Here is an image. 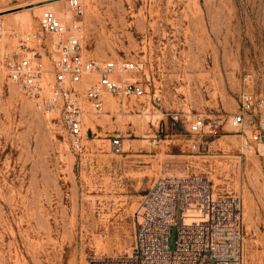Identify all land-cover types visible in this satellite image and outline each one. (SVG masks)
<instances>
[{"label": "rangeland", "instance_id": "1", "mask_svg": "<svg viewBox=\"0 0 264 264\" xmlns=\"http://www.w3.org/2000/svg\"><path fill=\"white\" fill-rule=\"evenodd\" d=\"M48 1L56 0H0L8 33L0 47L37 31L49 8H32ZM79 1L82 17L67 2L55 11L83 22L90 58L143 63L125 78L149 85L152 98L130 99L127 110L110 99L78 156L62 118L0 71V264H91L129 253L142 197L172 175L206 177L217 193L238 196L243 263L264 264V158L241 153L232 125L219 138L191 126L196 115L227 123L242 93H263L264 0ZM116 136L123 154L113 152ZM175 241L176 229L172 248Z\"/></svg>", "mask_w": 264, "mask_h": 264}, {"label": "built area", "instance_id": "2", "mask_svg": "<svg viewBox=\"0 0 264 264\" xmlns=\"http://www.w3.org/2000/svg\"><path fill=\"white\" fill-rule=\"evenodd\" d=\"M67 3L77 17L84 16L79 0ZM5 35L8 33L0 20V42ZM9 35L21 36L16 31ZM143 69L139 62L90 58L83 22L76 19L68 23L53 9L43 12L40 28L23 35L14 49L0 47V71L37 106L62 118L72 151L78 156L87 151L89 129L94 133L89 123L95 126L110 99L122 110L128 109L130 99L145 104L144 99L151 100L149 85L125 78ZM153 98L160 101L156 94ZM227 124L242 139L243 155L264 158V90L261 94L242 93L238 112L227 123L222 116L196 115L191 126L200 138H219ZM111 146L114 153H124L120 136ZM135 221L129 253L95 256L91 264H244L243 202L238 196L217 193L206 177L157 178L142 197Z\"/></svg>", "mask_w": 264, "mask_h": 264}, {"label": "bare ground", "instance_id": "3", "mask_svg": "<svg viewBox=\"0 0 264 264\" xmlns=\"http://www.w3.org/2000/svg\"><path fill=\"white\" fill-rule=\"evenodd\" d=\"M68 0H56V1H52V2H50V3H48V4H45V5H43V6H38V7H34V8H32V9H43V8H49V9H53V10H57L58 8H59V5L61 4V3H64V2H67ZM57 13H60L61 15H63L61 12H59V11H56ZM2 17H5V16H0V18H2ZM27 21H31L32 22V19H31V17L30 18H27Z\"/></svg>", "mask_w": 264, "mask_h": 264}, {"label": "water", "instance_id": "4", "mask_svg": "<svg viewBox=\"0 0 264 264\" xmlns=\"http://www.w3.org/2000/svg\"><path fill=\"white\" fill-rule=\"evenodd\" d=\"M49 2H52V1H48V2H46V3H49ZM45 4V3H44Z\"/></svg>", "mask_w": 264, "mask_h": 264}]
</instances>
